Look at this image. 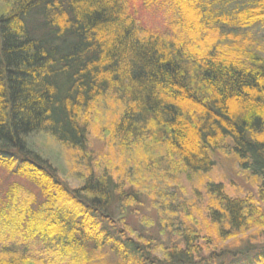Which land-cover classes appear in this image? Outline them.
I'll use <instances>...</instances> for the list:
<instances>
[{
	"label": "trees",
	"instance_id": "obj_1",
	"mask_svg": "<svg viewBox=\"0 0 264 264\" xmlns=\"http://www.w3.org/2000/svg\"><path fill=\"white\" fill-rule=\"evenodd\" d=\"M153 6L163 29L143 27ZM254 28H264V0H0V171L27 182L0 174V264H264V243L203 246L208 230H264V55L249 44ZM107 93L121 105L110 135L122 151L148 153L146 174L168 161V171L207 173L230 140L259 180L256 198L208 182L202 222L175 228L168 219L191 211L155 198V221H134L135 182L102 166L68 186L28 140L48 134L83 154L79 113Z\"/></svg>",
	"mask_w": 264,
	"mask_h": 264
},
{
	"label": "rangeland",
	"instance_id": "obj_2",
	"mask_svg": "<svg viewBox=\"0 0 264 264\" xmlns=\"http://www.w3.org/2000/svg\"><path fill=\"white\" fill-rule=\"evenodd\" d=\"M154 11V14L152 13ZM146 19L141 20L143 27L163 29V24L166 20L159 15L160 11L156 6L142 10ZM165 29V28H164ZM251 39L247 36L249 44L253 45V49L260 55H264V28H254L250 31ZM121 105L112 94L107 93L105 96L97 99L89 113H79V123L87 127V144L83 154L77 150L71 149L66 145L57 142L48 134L37 133L29 138L31 149L37 153L43 160L50 163L56 170L59 177L70 187L76 188L80 184V178L88 168H105L112 173L114 178L120 176L127 184L135 182V188L140 191L142 202L133 205V210L138 211V214L133 217L129 216V222L139 221L143 216H150L154 221L156 217V208L158 199L159 202H164L169 199L178 205L177 209L189 210L190 213L178 212L172 215L168 222L175 226V228L182 226L188 227L191 225L198 227L192 223L195 218L202 222L201 215L209 201L206 195L205 184L208 182L222 183L224 191L233 197L253 196L256 198L257 185L259 180L251 176L250 172L242 170L230 149V140L222 141L221 148L214 151L212 158L214 165L207 173L188 174L178 170L168 171L171 167L170 161L166 162L162 169H155V174H146L152 165L146 160L148 153L144 149L123 150L110 135L111 124L115 120ZM115 143V144H114ZM82 155H84L83 158ZM168 164V167L166 165ZM125 169V174L123 171ZM163 171V172H162ZM164 171H168L167 173ZM161 172L163 174H161ZM171 172H173L171 174ZM4 180L10 179L12 181L20 182L21 185L27 184L26 181L15 176L4 174L0 171ZM27 187V186H25ZM163 190H161V188ZM153 188L157 189L158 196L153 197ZM194 190H198L202 194V199L194 198ZM151 191V192H150ZM150 192V193H149ZM149 193V194H148ZM168 197V198H167ZM166 203V202H164ZM133 212V214L135 213ZM140 215V216H139ZM147 231L155 233V225ZM179 225V226H178ZM157 227V226H156ZM161 230L163 227H160ZM201 230H207L206 228ZM168 235L167 229L165 230ZM206 240L204 239V247H221V249H231L245 243H264V230L258 228L254 224L244 227L237 232L230 233L227 237L221 238L217 236L215 231L208 230ZM162 236V235H161ZM160 236V237H161ZM212 239L211 243H207V239ZM239 247V246H238Z\"/></svg>",
	"mask_w": 264,
	"mask_h": 264
}]
</instances>
